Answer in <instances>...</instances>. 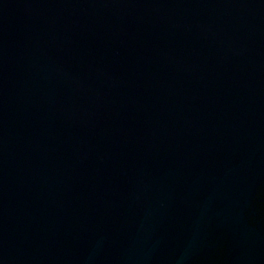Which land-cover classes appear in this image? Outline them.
I'll use <instances>...</instances> for the list:
<instances>
[{
	"label": "water",
	"instance_id": "1",
	"mask_svg": "<svg viewBox=\"0 0 264 264\" xmlns=\"http://www.w3.org/2000/svg\"><path fill=\"white\" fill-rule=\"evenodd\" d=\"M0 264H264V0H0Z\"/></svg>",
	"mask_w": 264,
	"mask_h": 264
}]
</instances>
